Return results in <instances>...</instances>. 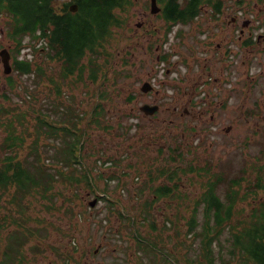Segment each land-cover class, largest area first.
I'll return each instance as SVG.
<instances>
[{
    "label": "rangeland",
    "instance_id": "1",
    "mask_svg": "<svg viewBox=\"0 0 264 264\" xmlns=\"http://www.w3.org/2000/svg\"><path fill=\"white\" fill-rule=\"evenodd\" d=\"M71 1L59 0V6ZM236 1L227 0L225 15L213 17L211 8L205 7L197 20L167 33V23L150 12L151 0H136L127 37L120 45L111 41L114 55L97 83L91 81L88 68L82 78L76 74L66 79L60 77L57 60L50 63L56 85L63 89L60 96L49 82L39 85L33 77L19 76L14 68L6 74L0 56L1 106L29 110L30 118L44 115L58 127L64 124L59 121L63 112L73 110L82 145L76 174L80 172L90 183L84 179L59 183L53 202L33 201L29 226L38 231L25 247L22 264H145L138 258L144 255L136 232L159 242L183 263L181 253L186 249L179 242L202 191L203 176L208 175L189 172L190 165L230 178L246 163L264 157V2L249 0L251 5L239 7ZM239 12H243L241 21L234 25L232 18ZM6 18L0 19V53L8 49L13 66L14 44L6 34ZM246 20L251 26L244 28ZM250 32L257 41L245 45ZM40 44L43 41L27 37L20 59L42 61L40 51H35ZM162 54L171 58L170 64L158 60ZM98 62L104 66L106 57ZM8 76L18 81L15 89ZM214 78L218 83L212 84ZM145 83L164 96L157 99L155 91L143 93ZM146 103L159 105L160 111L145 115L140 108ZM176 105L182 107L173 115ZM15 112H0V118ZM2 130L0 126V157L5 154ZM65 140L60 134L43 139L47 164H51L48 155ZM26 154L23 149L20 159ZM54 167L58 168L56 163ZM173 171L180 178L172 181ZM163 184H175L184 199H156L154 189ZM94 200L97 204L91 207ZM240 207L250 209L247 202ZM146 213L155 220L157 231L143 220ZM168 217L173 223L163 229ZM4 247L0 242V250ZM189 254L194 256L195 251L189 249Z\"/></svg>",
    "mask_w": 264,
    "mask_h": 264
},
{
    "label": "trees",
    "instance_id": "2",
    "mask_svg": "<svg viewBox=\"0 0 264 264\" xmlns=\"http://www.w3.org/2000/svg\"><path fill=\"white\" fill-rule=\"evenodd\" d=\"M158 1L162 11L157 16L167 23V33L174 26L197 20L203 11V2L211 4L213 17L222 14L224 9L221 0ZM71 3L78 4L76 13L71 12ZM135 5L136 0H73L62 7L59 0H0V19L2 15L7 17L6 34L14 44V71L21 77H33L34 83L39 85L49 82L58 96L63 94V89L56 85L53 67L49 68L52 61L57 60L60 65L62 78L76 74L82 78L88 68L91 81L97 83L100 72L114 55L109 47L111 41L116 40L120 45L127 37L125 32ZM27 37L34 42L43 41L44 47L35 49L40 51L42 61L20 59ZM250 39L252 43L257 41ZM103 56L106 57L104 66L98 62ZM7 80L11 88L17 87L18 81L13 76H8ZM12 110L16 111L13 116L0 118L5 132L1 142L5 154L0 157V242H4L5 247L0 250V264L25 261V247L38 231L29 226V221H33L30 214L33 201L53 202L54 189L59 183L74 184L84 179L90 185L87 177L81 178L80 172L76 174L82 145L76 131L79 121H73V110L63 112L59 121L64 124L60 127L44 115L30 118L29 110L0 107L1 114H9ZM59 134L66 140L59 145L58 151L48 155L51 164H47L42 150L45 142L42 141L55 139ZM23 149H27V154L20 159ZM189 172L208 175L201 177L205 179L202 191L192 214L186 218L188 229L179 242L186 249L181 253L183 263L159 242L136 232L138 249L144 255L139 256V260L145 264L144 257L150 264H264V157H256L249 166L246 163L230 178L194 164L190 165ZM169 178L173 181L180 176L173 171ZM154 192L156 199H184L178 195L175 184L155 187ZM245 202L250 205L249 211L240 207ZM150 218L149 213L143 216L151 229L157 231L155 220ZM166 220L163 229H169L168 224L173 223L172 218ZM129 222L137 223L134 218H129ZM189 249L195 251L194 256H190Z\"/></svg>",
    "mask_w": 264,
    "mask_h": 264
},
{
    "label": "flooded vegetation",
    "instance_id": "3",
    "mask_svg": "<svg viewBox=\"0 0 264 264\" xmlns=\"http://www.w3.org/2000/svg\"><path fill=\"white\" fill-rule=\"evenodd\" d=\"M220 1V0H219ZM260 2H264V0H256V2H255V4H260ZM221 3L223 4V7H224V9H223V13L221 14V15H225V13L227 12V9H226V7H227V5H228V3H227V0H221ZM248 3H250L249 5H251L252 4V1H249V0H237L236 1V5H238L239 7H244V6H246V5H248ZM210 6H211V4L209 3V2H203V4H202V7H203V9L205 8V7H209L210 8ZM242 15H243V12H239L236 16H234L233 18H232V21H231V23L232 24H234V25H237V24H239L240 23V21H241V17H242ZM200 17V16H199ZM199 17H197V18H199ZM221 18H222V16H220ZM231 25V24H230ZM245 26L246 27H250L251 26V24H250V21H243V27L245 28ZM244 35H245V30L242 28L241 29V31H240V38L241 39H243L244 38ZM252 35H253V32H250V33H248V40L247 41H245V45H250V44H252V42H251V40H250V38L252 37ZM179 37V36H178ZM261 38L259 37L258 38V40H260ZM254 44V43H253ZM221 46V45H220ZM166 58V59H165ZM165 59V60H164ZM158 60H162V61H165L167 64H170L171 63V58H169V57H165V55H159L158 56ZM199 62H201L200 60H199ZM216 83H218V78H214V81H213V83L212 84H216ZM155 91V93H156V95H157V99H159L160 97H163L164 95H161V93L158 91V90H155V88L152 90V91H150L151 92V94H152V92H154ZM232 90H230V92H231ZM149 92V93H150ZM149 93H147V94H149ZM147 96H150V95H147ZM192 100V99H191ZM176 101H179L178 99H176ZM156 102V101H155ZM147 104V103H146ZM145 105V104H144ZM150 105H155V103L154 104H150ZM181 107L182 106H179V105H176L175 107H174V109H173V111H172V113H173V115H177L178 113H179V111H180V109H181ZM141 109V108H140ZM186 111V110H185ZM188 111V110H187ZM157 114V113H156ZM156 114H154V115H150L151 117L152 116H155Z\"/></svg>",
    "mask_w": 264,
    "mask_h": 264
},
{
    "label": "water",
    "instance_id": "4",
    "mask_svg": "<svg viewBox=\"0 0 264 264\" xmlns=\"http://www.w3.org/2000/svg\"><path fill=\"white\" fill-rule=\"evenodd\" d=\"M78 4H72L70 6V10L73 13H76L78 11ZM162 11V8L159 6L158 0H151V7L150 12L152 15H157ZM138 27H141V24L138 25ZM0 56L2 57V62L4 64L5 73L9 74L11 73L13 66L11 64V53L8 49H4L1 51ZM143 93H148L152 91L154 88L150 83H145L143 87L141 88ZM160 107L159 105H150L145 104L141 107V110L145 113V115L150 116L154 115L159 111ZM232 128H228L227 132H229ZM97 204V200H94L93 202H90L91 207H94Z\"/></svg>",
    "mask_w": 264,
    "mask_h": 264
}]
</instances>
